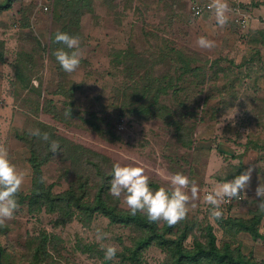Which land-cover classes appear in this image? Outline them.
<instances>
[{
	"label": "rangeland",
	"instance_id": "rangeland-1",
	"mask_svg": "<svg viewBox=\"0 0 264 264\" xmlns=\"http://www.w3.org/2000/svg\"><path fill=\"white\" fill-rule=\"evenodd\" d=\"M255 1L253 5L259 2ZM87 3L91 9L83 8L76 29L81 63L73 73L59 69L53 51L46 49L66 23L57 18L56 0H13L10 9L0 12V146L25 173L20 191L28 192L32 176L23 133L51 132V140L60 145L56 153L38 136L36 142L48 155L42 165L43 179L54 192L67 189L76 173L88 177L93 186L99 176L92 164L104 172L114 163L143 165L153 189L165 184L153 169L179 172L200 189L199 199L189 201L182 220L193 227L185 245L191 246L193 238L203 241L207 224L218 246L229 242L243 254L264 260V242L243 234L232 239L219 224L223 218L247 219L259 211L255 189L264 183V18L239 29L228 15L223 27L215 17H194L191 0ZM240 3L250 14L249 4ZM201 36L215 46L200 48ZM166 47L194 57L195 65L204 69L206 82L202 83L203 75H183L180 65L164 57ZM121 52L129 55L120 56ZM210 60L218 63L207 70ZM152 77L173 80L157 107L145 114L146 105L139 107L142 100L131 106L122 103L123 86L136 81L142 85ZM234 80L240 81L229 87ZM250 167L246 198L223 206L222 218L211 222L205 194L216 181L231 180ZM116 201L127 209L123 196ZM260 227L263 231L264 212ZM97 228L108 234L103 241L94 239ZM41 233L53 238L48 241V261L40 264H117V258L104 260L101 245H115L121 252L137 236L101 215L88 226L76 219L61 224L57 215L32 214L19 205L12 219L0 224V242L10 254L8 264H28L29 242L36 243ZM83 245L97 250L86 253ZM164 259V252L151 246L143 251L141 264H162Z\"/></svg>",
	"mask_w": 264,
	"mask_h": 264
},
{
	"label": "trees",
	"instance_id": "trees-1",
	"mask_svg": "<svg viewBox=\"0 0 264 264\" xmlns=\"http://www.w3.org/2000/svg\"><path fill=\"white\" fill-rule=\"evenodd\" d=\"M12 2L13 0H0V12L10 9ZM56 5L59 11L58 20L66 21L61 32L78 36L76 29L79 19L84 14L83 8L89 7L88 11L91 9L87 0H56ZM59 47L61 45L51 43L46 49L54 52ZM164 54L167 55L164 57H167L170 62H176V65H180L179 70L183 75L188 73L195 78L203 75L202 83L206 82L207 77L202 73L204 69L195 65L197 60L194 57L187 56L185 53L170 47L164 49ZM121 55L129 54L121 52ZM207 62V70L218 63L217 60ZM59 69H61L60 66ZM131 79L133 78L130 77ZM238 81L234 80L228 86L233 88ZM172 82L171 79L152 77L146 78L142 85L137 81L125 85L122 89V103L131 106L136 101L142 100L139 107L145 104L144 113L146 114L150 107H157L155 105L158 104L160 95L172 87ZM72 91L73 89H70L67 92ZM166 110L168 109L166 108ZM135 111L138 113L137 110ZM45 128L46 130H53L49 127ZM46 133L52 135L51 132L46 131ZM23 136L28 140L29 157L27 162L32 176L28 192L19 191L16 194L18 205L25 206L27 211L32 214L45 211L57 215L61 224L76 219L83 226H88L95 216L101 215L112 225L132 229L137 236L132 246H124L121 252H117V259L119 260L117 264H141L143 251L151 246H156L164 252L165 259L162 264H264V260H257L251 254H243L239 247L232 248L229 242L218 246L216 236L207 224L203 231V241L193 238L191 246H186L185 241L192 236L193 231V227L189 223L180 221L169 226L163 222L160 226L158 223H149L142 213L130 216L128 210L119 207L116 199L109 194V172L101 171L99 165L92 164V166L97 167V175L99 176L98 182H95L93 186H90L88 177L83 176L82 173H76L75 178L69 182L67 189L62 192H54L53 186L48 185L43 179L42 165L48 161L46 150H41L39 143L36 142V136L31 135L30 132L23 133ZM18 137L21 138V135ZM51 141L50 138L47 142L48 149ZM262 219L263 212L255 211L252 212L250 218L228 217L220 220L219 224L223 233L228 234V237L232 239H235L240 233H245L254 241L264 242V228L262 231L260 227ZM39 238L36 243L35 240L29 242L28 264L47 263L48 261V246L50 245L48 241L49 238L53 237L41 233ZM81 250L88 253L97 250V248L94 245H83ZM8 259H10V254L0 242V264H8Z\"/></svg>",
	"mask_w": 264,
	"mask_h": 264
},
{
	"label": "clouds",
	"instance_id": "clouds-1",
	"mask_svg": "<svg viewBox=\"0 0 264 264\" xmlns=\"http://www.w3.org/2000/svg\"><path fill=\"white\" fill-rule=\"evenodd\" d=\"M209 8L214 13L216 24L223 27L228 21L226 0H211ZM53 43L61 45L53 52L55 61L64 72L73 73L81 63L78 52L79 37L57 31ZM197 45L204 49H211L215 46L214 41L203 36L197 39ZM33 84L38 86V81L34 80ZM30 134L40 137L45 142L50 140L49 135L41 133L39 129L31 130ZM59 148L57 141L49 143L51 152L56 153ZM122 158L133 159L127 156ZM153 171L165 182L163 186L155 189L151 187V178L146 174L145 166L114 163L108 173L110 177L108 191L116 199L123 196V204L130 216L142 213L149 223L164 222L169 226L175 225L186 218L189 201L199 199L200 189L194 181L182 173H168L160 168L153 169ZM252 171L250 167L243 173L235 175L231 180L225 177L222 181H216L213 184L211 190L203 198L204 204L208 206L206 210L211 222L222 218L224 204L246 198ZM24 180L25 173L19 171L11 162L7 148L0 146V224L13 218L19 207L16 194L21 190ZM255 196L258 198L256 200L258 210L264 212V183L258 184ZM107 235L102 229L97 228L94 239L100 242L106 239ZM101 248L105 261L117 258L118 248L115 245H101Z\"/></svg>",
	"mask_w": 264,
	"mask_h": 264
},
{
	"label": "built area",
	"instance_id": "built-area-1",
	"mask_svg": "<svg viewBox=\"0 0 264 264\" xmlns=\"http://www.w3.org/2000/svg\"><path fill=\"white\" fill-rule=\"evenodd\" d=\"M226 2L228 4V11L226 12V15L230 17L231 21L237 28L246 29L249 26L250 16L247 12H245V9L243 8L240 1L226 0ZM210 3L211 0H191V3L189 5L191 14L194 17H215L213 11L209 8ZM262 25H264V22ZM232 201L224 204L223 206H229Z\"/></svg>",
	"mask_w": 264,
	"mask_h": 264
},
{
	"label": "crops",
	"instance_id": "crops-1",
	"mask_svg": "<svg viewBox=\"0 0 264 264\" xmlns=\"http://www.w3.org/2000/svg\"><path fill=\"white\" fill-rule=\"evenodd\" d=\"M240 2H243V3H248L249 4V6L247 7V9L249 10V12H251L250 14H249V16H250V22H249V26L251 25H253V24H255V23H259V20H260V23H262L261 22V20H262V18H264V2L262 3V0H259V2L257 3L256 1V4L255 5H253L252 4V0H239ZM245 12H246V10H245ZM238 218V217H237ZM241 234H243V235H247V234H245V233H240V235ZM247 236H249V235H247ZM250 237V236H249ZM251 239V238H250Z\"/></svg>",
	"mask_w": 264,
	"mask_h": 264
}]
</instances>
